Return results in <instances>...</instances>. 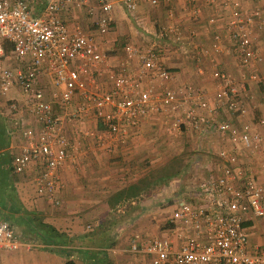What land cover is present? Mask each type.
I'll return each instance as SVG.
<instances>
[{"label": "built area", "instance_id": "built-area-1", "mask_svg": "<svg viewBox=\"0 0 264 264\" xmlns=\"http://www.w3.org/2000/svg\"><path fill=\"white\" fill-rule=\"evenodd\" d=\"M87 1L45 0L36 11L34 0H0V96L12 86L19 87L33 120L21 129L23 143L8 151L12 169L23 173L39 195L58 203V170L74 159V148L81 143L67 134V124L93 114L103 126H89L82 133L106 152L143 119H161L176 134L185 129L203 133L210 125L229 144L216 151L208 175L175 199L164 232L147 243L135 233L129 249L147 254L146 264H264V243L250 241L246 223L264 218V116L246 118V93L241 94L237 80L225 68L210 72L217 83L213 101L196 84L175 83L173 70L159 60L156 42L145 46L126 42V59L113 65L92 34L80 23L69 26L60 14L69 4L80 7ZM141 1L170 7L173 3H122L128 12H135ZM98 2L101 14L96 24L104 33L114 19L113 2ZM224 3L230 17L214 33V45L230 40L225 51L237 55L247 70L244 79L260 81L254 68L261 59L254 32L264 30V5L246 9L243 0ZM168 29L176 39L182 38L178 23L171 22ZM45 77L54 86L48 96ZM220 109L229 117H220ZM247 153L256 158L246 159ZM23 244L27 245L11 223L0 219V247Z\"/></svg>", "mask_w": 264, "mask_h": 264}, {"label": "crops", "instance_id": "crops-1", "mask_svg": "<svg viewBox=\"0 0 264 264\" xmlns=\"http://www.w3.org/2000/svg\"><path fill=\"white\" fill-rule=\"evenodd\" d=\"M44 1L34 0L36 11L43 7ZM110 1L114 19L104 33L96 24L101 14L98 0H88L80 7L69 4L60 14L69 26L80 23L92 34L113 65L126 59L123 47L126 42L141 46L156 42L159 60L173 70L174 82L202 87L210 101L217 85L210 72L215 67L225 68L237 80L241 94L246 93L244 99L249 107L246 118L264 116V30L254 32L261 54L254 68L261 79L246 81L247 70L237 55L225 51L230 40L214 45V33L222 30L230 17L225 0H173L171 7L164 2L141 1L135 12H128L122 0ZM243 5L250 9L264 5V0H243ZM173 21L181 27L182 40L176 39L168 29ZM9 48L6 44L7 51ZM43 83L48 96L54 86L46 77ZM219 116L229 117V114L220 109ZM233 118L239 121L237 116ZM0 122L6 132V140L0 142V219L8 220L19 238L27 243L18 248L0 247V264H65L68 259L75 264H115L117 261L146 264L147 254L129 249L131 236L138 233L142 243H147L161 235L171 209L163 210L172 208L175 199L183 196L179 195V187L174 184L170 187L168 183L174 180L178 184L177 179L183 173H192L189 162L196 161L194 166L206 164L202 176L208 175L216 160V151L229 144L210 125L203 133L185 129L179 138L161 119L147 118L137 128L130 129L117 147L106 152L95 145L93 138L82 133L86 127L102 125L90 114L75 124H67V134L73 139L79 138L81 143L74 148V159H68L58 170L59 202L55 203L48 196L39 195L23 173L12 169L8 158L9 149L23 143V126L33 123L19 87L12 86L0 96ZM187 134L193 139L189 140ZM180 156L184 165L178 175L153 186L148 194L141 189L136 197L125 199L130 184L140 182L151 169ZM250 158L256 156L250 153L246 159ZM115 194L122 197L117 204L110 198ZM169 200L171 204L162 205ZM89 223L92 227H87ZM246 223L250 241L264 243V218H253Z\"/></svg>", "mask_w": 264, "mask_h": 264}, {"label": "trees", "instance_id": "trees-1", "mask_svg": "<svg viewBox=\"0 0 264 264\" xmlns=\"http://www.w3.org/2000/svg\"><path fill=\"white\" fill-rule=\"evenodd\" d=\"M39 1L42 2L43 0ZM99 126L102 127L103 125L100 124ZM182 159L183 157L181 156L179 158L173 157L171 160L161 164L158 168L151 169L148 175L145 178H142L140 182L138 181L128 186L130 190L126 194L128 196H126L125 199L136 197L139 195L141 189L145 191V194H148L150 193V190L153 186L168 182L169 179L175 175H178V173L182 171L181 169L184 165V161ZM114 196L110 197L114 204H117L119 201H121L122 197L120 195L115 194ZM65 264H75V262L72 259H68Z\"/></svg>", "mask_w": 264, "mask_h": 264}, {"label": "rangeland", "instance_id": "rangeland-1", "mask_svg": "<svg viewBox=\"0 0 264 264\" xmlns=\"http://www.w3.org/2000/svg\"><path fill=\"white\" fill-rule=\"evenodd\" d=\"M182 134L184 135V133H182ZM182 134H178L177 136L180 138ZM187 136H188L187 138L189 140H192L193 139V138L190 137L191 136L190 134H187ZM183 138H185V137H183ZM5 140H6V132L3 130L2 123L0 122V142H4ZM194 157L195 156H193V158ZM193 163L196 164V161H194L192 163L189 162V164H191V169H193L192 170L193 171L192 173H190V172L189 173H183L180 176V178L177 179V182L179 181L178 184L175 183L176 181H174V180L171 183H168V186H170V187L173 186V184H174V186L179 187V189H178V190H180L179 195L181 193L183 195H185L186 193L190 192V190L195 186V184L199 180V178L202 177V175L204 174V172H202L203 169L204 168H207L206 167V164L204 166H200V163H199L196 166H194ZM201 163L204 164L203 162H201ZM169 203L171 204V201L170 200L169 201H165L162 205L167 206ZM170 209H171V206L168 207V208H166L165 210H163V212L164 211L165 212H169Z\"/></svg>", "mask_w": 264, "mask_h": 264}]
</instances>
